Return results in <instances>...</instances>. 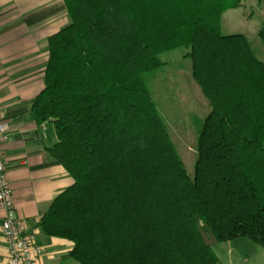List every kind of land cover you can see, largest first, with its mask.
<instances>
[{
    "label": "trees",
    "instance_id": "16d2710c",
    "mask_svg": "<svg viewBox=\"0 0 264 264\" xmlns=\"http://www.w3.org/2000/svg\"><path fill=\"white\" fill-rule=\"evenodd\" d=\"M244 0H63L30 117L73 184L39 228L76 264H221L213 248L264 249V62L223 15ZM258 38L264 47V29ZM184 49L210 113L187 173L148 85Z\"/></svg>",
    "mask_w": 264,
    "mask_h": 264
},
{
    "label": "crops",
    "instance_id": "0c3cea01",
    "mask_svg": "<svg viewBox=\"0 0 264 264\" xmlns=\"http://www.w3.org/2000/svg\"><path fill=\"white\" fill-rule=\"evenodd\" d=\"M69 24L63 0H0V117L8 124L2 150L15 215L37 234L41 264H73V244L46 237L38 226L73 180L48 153L56 143L53 126L30 117L44 89L48 40ZM2 220L0 213V260L7 264Z\"/></svg>",
    "mask_w": 264,
    "mask_h": 264
},
{
    "label": "rangeland",
    "instance_id": "374dc122",
    "mask_svg": "<svg viewBox=\"0 0 264 264\" xmlns=\"http://www.w3.org/2000/svg\"><path fill=\"white\" fill-rule=\"evenodd\" d=\"M264 29V0H244L238 9L223 15L224 36L242 35L249 41L257 58L264 62V47L258 34ZM184 49L160 55L165 66L150 75L148 85L171 138L190 176L195 174L197 128L210 113L207 100L192 77L191 61ZM214 253L221 264H264V249L248 239L218 244ZM73 264L75 262L71 261Z\"/></svg>",
    "mask_w": 264,
    "mask_h": 264
},
{
    "label": "built area",
    "instance_id": "2783aa9c",
    "mask_svg": "<svg viewBox=\"0 0 264 264\" xmlns=\"http://www.w3.org/2000/svg\"><path fill=\"white\" fill-rule=\"evenodd\" d=\"M8 124L0 117V213L3 214L2 231L8 246L7 264H41L42 247L37 234L29 232L15 215L13 191L8 179L2 145ZM0 264H5L0 260Z\"/></svg>",
    "mask_w": 264,
    "mask_h": 264
}]
</instances>
